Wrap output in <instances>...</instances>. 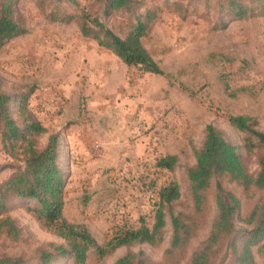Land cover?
I'll list each match as a JSON object with an SVG mask.
<instances>
[{
    "label": "rangeland",
    "instance_id": "1",
    "mask_svg": "<svg viewBox=\"0 0 264 264\" xmlns=\"http://www.w3.org/2000/svg\"><path fill=\"white\" fill-rule=\"evenodd\" d=\"M74 1L77 6L12 0V19L25 34L0 50V92L11 97L13 117L19 122L16 101L25 96L28 111L45 129L37 147L44 149L51 136L58 141V164L66 182L63 218L83 226L102 246L120 229L138 228L141 220L151 228L160 189L170 183L179 188L178 200L163 210L159 243L122 247L101 259L91 253L87 264H114L127 254L136 255L139 264H190L217 218L218 185L239 202L233 233L214 260L231 264L230 255L240 251L253 228L245 220L264 204V190H244L226 176L214 177L197 210L187 172L195 166L193 152L203 146L208 127L238 147L249 174L259 171L264 146L250 133L231 127L228 118H249L252 130L264 134V14L235 20L229 13L232 0H132L126 10L108 15L95 0ZM234 1L255 12L264 7V0ZM82 8L97 14L120 37L154 11L141 42L163 75L123 65L94 40L82 37L76 21L51 18L54 12L73 14ZM166 156L177 159L172 171L156 167ZM22 166L0 143V183ZM38 207L36 200H8L4 217L14 222L19 237L0 238V257L36 264L41 250L65 245L39 225L33 213ZM172 217L188 229L185 249H171ZM252 254L254 264H264L257 247ZM67 262L64 258L53 264Z\"/></svg>",
    "mask_w": 264,
    "mask_h": 264
},
{
    "label": "trees",
    "instance_id": "2",
    "mask_svg": "<svg viewBox=\"0 0 264 264\" xmlns=\"http://www.w3.org/2000/svg\"><path fill=\"white\" fill-rule=\"evenodd\" d=\"M68 2L74 6V0H57ZM103 6L106 15L126 10L132 0H95ZM12 0H4L0 9V50L10 40L22 36L25 31L12 19ZM229 13L235 20H244L257 14H264V7L255 12L252 7L240 5L236 1L229 2ZM156 13L147 11L143 21L127 27L124 37H120L107 28L97 14L78 9L73 14L54 12V21L79 24L81 36L94 40L97 45L117 57L123 65L134 67L144 74L162 76L158 64L142 45ZM11 97L0 92V143L4 153L12 160L23 163L9 177L0 183V238L6 237L16 241L19 231L9 217H4L9 199L36 200L38 209L34 216L39 225L47 232L65 242L64 246H52L51 251L41 250L36 264H53L59 259L67 258V264H87L89 254L104 258L122 247L138 244L156 245L161 240V231L165 225L164 208H171L179 198V188L170 183L160 189L158 203L151 228L141 220L136 229H120L109 241L100 246L89 232L81 225L68 223L62 216L63 191L65 175L61 171L58 141L54 136L48 140L44 149H39L36 140L45 133V129L31 115L26 107V97L19 96L16 101V114L19 122L11 113ZM250 119L243 116H231L228 123L239 132H248L264 146V134L252 130ZM247 149L253 147L246 139ZM195 166L188 170L187 179L190 193L199 210L203 203V195L214 177L226 176L230 182L236 183L244 190L251 188L264 190V158L259 160V171L256 175L249 174L244 165L238 147L227 142L212 127L206 130V137L200 150L193 152ZM177 163L175 156H166L156 162L161 170L172 171ZM216 206L217 218L204 247L194 253L190 264H214L215 255L222 242L233 233L232 217L238 209V200L229 193H224L217 186ZM171 249H185L188 240V229L181 221L172 217ZM253 225L245 235L239 252L233 251L229 263L254 264L252 249L257 247V254L264 255V204L256 206L245 220ZM234 249L233 241L230 244ZM136 255L127 254L114 264H139ZM0 264H21V259L8 256L0 257Z\"/></svg>",
    "mask_w": 264,
    "mask_h": 264
}]
</instances>
